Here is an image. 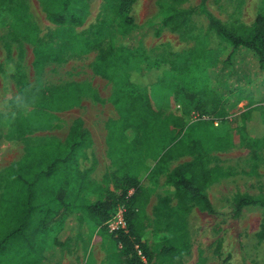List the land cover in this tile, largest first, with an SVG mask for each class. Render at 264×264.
<instances>
[{
  "label": "trees",
  "instance_id": "obj_1",
  "mask_svg": "<svg viewBox=\"0 0 264 264\" xmlns=\"http://www.w3.org/2000/svg\"><path fill=\"white\" fill-rule=\"evenodd\" d=\"M134 1L110 0L105 8L103 16L120 35L130 33L134 27L129 15ZM183 2H158L159 25L178 30L189 22L192 14H202L208 32L233 49L248 50L258 71L264 75V0H260L254 19L247 25L238 21L222 23L207 10V0H199L192 7H181ZM14 3L15 0H0V17L9 13ZM87 5V0L43 2L47 19L61 26L80 25L87 13ZM106 22L101 19L78 35L40 47L42 54L38 60L43 62L61 56L70 48L95 51L92 71L110 82L107 101L119 112L117 118L105 122L108 160L113 167L102 173L99 182L90 180L88 173L79 168L77 158L92 142L79 117L70 122L62 141L44 137L38 142L24 143L22 155L0 171V264L59 263L64 239H53L56 247L47 245L46 218L51 204L62 202L66 195V217L82 211L115 244L104 264H144L143 260L148 262L152 257L166 259L185 253V241L176 244L162 239L149 245L145 239L150 225L144 213L149 196L146 184L155 182L160 175L164 176L163 186L172 191L174 203L170 208L169 199L159 194L155 208L157 217L168 215L170 210L183 214L192 207L225 218H236L244 207L264 209L263 195L235 193L227 210L218 214L206 193V186L218 174L207 167L210 151L246 148L250 153L251 168L255 169L257 150L264 144V112L251 106L227 119L223 111L218 110L213 113L214 117L207 119L200 113L193 118L191 112L193 119L188 123L186 109L165 115L152 105L147 86L139 77L154 69L157 71L155 80L163 81L168 70L173 68H170V61L153 62L144 72L138 71L133 49L114 43L108 34L103 35ZM199 42L201 45L203 40ZM195 55L190 58L183 85L181 82L190 92L186 94L189 104L194 105L195 90L202 86L198 82L200 74L194 72H203ZM11 70L9 74L15 83L17 97L8 100L12 117L0 115V137L21 136L27 130L48 126L55 118L52 112L75 106L83 95L96 102L102 101L88 83L63 82L29 87L16 63L11 65ZM256 111L260 112L263 130L260 135H255L251 123ZM225 119L229 122L228 127L222 124ZM185 155L189 160L168 167L171 161ZM118 208L122 209L124 227L109 231L105 224ZM257 235L264 239V222Z\"/></svg>",
  "mask_w": 264,
  "mask_h": 264
},
{
  "label": "rangeland",
  "instance_id": "obj_2",
  "mask_svg": "<svg viewBox=\"0 0 264 264\" xmlns=\"http://www.w3.org/2000/svg\"><path fill=\"white\" fill-rule=\"evenodd\" d=\"M160 1L164 0H135L129 11L134 27L130 33L120 35L103 16L110 0H87L83 22L75 26L52 24L45 16L44 0H15L10 12L0 17V115H13L8 100L16 98L17 94L9 73L15 63L29 87L85 82L102 101L96 102L83 95L75 106L52 112L55 118L48 126L27 130L21 136L0 137V171L22 155L24 143L38 142L44 137L62 141L70 122L76 117L82 120L92 140L77 158L79 168L88 173L90 180L99 182L102 173L113 167L108 160L105 122L109 118H117L119 112L107 101L111 92L110 82L92 71L95 51L70 48L61 56L43 62L38 60L42 54L40 47L78 35L101 19L107 21L104 36L108 34L114 43L133 49L138 71L144 72L153 62L170 61V68H173L168 70L163 81L155 80L157 71L154 69L139 77L147 86L152 105L165 115L186 109L187 114H183L188 123L199 113L206 119L214 117L216 110L223 111L226 119L251 106H257L264 112V75L258 71L253 55L244 48L233 49L208 32L202 14H192L189 22L178 30L159 25ZM198 1L184 0L181 7H192ZM259 2L207 0L206 8L224 24L238 21L247 25L254 19ZM200 40H203L201 45ZM195 53L203 72L192 71L202 75H199L198 82L202 86L195 90L194 105L189 104L186 94L190 92L182 87V79ZM259 118L260 112H254L251 123L255 135L263 132ZM226 119L222 124L228 127ZM257 156L256 167L252 169L246 148H226L208 153L207 167L218 172L206 186L208 199L216 213L227 210L235 193L264 196V144L258 148ZM186 160L189 156H181L171 161L168 167ZM164 181V176L160 175L155 182L146 184L149 196L144 213L150 225L145 239L149 245L162 239L176 244L185 241L187 250L166 259L152 257L148 262L143 260L144 264H264V239L257 235L263 227V208L244 207L236 218L207 214L197 207L183 214L170 210L168 215L157 217L155 208L159 194L169 199L170 208L174 203L172 191L163 186ZM67 198L68 195L62 202L51 204L46 218L47 245L56 247L52 240L64 239L58 264H104L115 244L82 211L66 217L64 203Z\"/></svg>",
  "mask_w": 264,
  "mask_h": 264
},
{
  "label": "built area",
  "instance_id": "obj_3",
  "mask_svg": "<svg viewBox=\"0 0 264 264\" xmlns=\"http://www.w3.org/2000/svg\"><path fill=\"white\" fill-rule=\"evenodd\" d=\"M121 210V208H118L115 215L106 222V227L109 231L124 227V223L121 217Z\"/></svg>",
  "mask_w": 264,
  "mask_h": 264
}]
</instances>
